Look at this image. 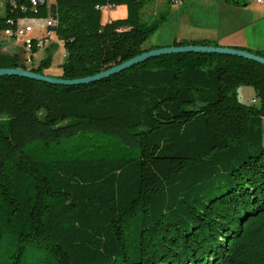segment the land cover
Here are the masks:
<instances>
[{
    "label": "trees",
    "instance_id": "16d2710c",
    "mask_svg": "<svg viewBox=\"0 0 264 264\" xmlns=\"http://www.w3.org/2000/svg\"><path fill=\"white\" fill-rule=\"evenodd\" d=\"M147 1L5 0L0 32L51 18L60 77L85 78L151 50L167 17L144 21ZM122 5L125 18L102 23ZM191 44L215 45L174 43ZM50 64L28 68L0 40V68ZM8 237L7 264H25L29 245L58 264H264V65L177 53L82 85L0 77V254Z\"/></svg>",
    "mask_w": 264,
    "mask_h": 264
},
{
    "label": "rangeland",
    "instance_id": "374dc122",
    "mask_svg": "<svg viewBox=\"0 0 264 264\" xmlns=\"http://www.w3.org/2000/svg\"><path fill=\"white\" fill-rule=\"evenodd\" d=\"M184 4V5H183ZM179 6H174L168 0H148L144 9V21L153 22L167 17L161 27L154 32L144 48L156 49L172 46L173 39L178 37L180 33H192L194 30H200L199 16H194L192 24L187 20L188 16L184 17L178 9L191 8V5L185 1ZM127 16V7L122 5L118 8L106 7L102 11V23H108L111 20L125 18ZM34 26V31L31 34L34 38L46 37L45 45L34 53L33 61L30 55L25 52L22 42L19 40H9L8 37L0 34V40L4 44V48L11 52H16L19 55L20 61L26 67H37L43 60L51 56V64L43 70L44 75L51 77H60L62 75V64L65 61V48L63 42L53 33H48V30H40L39 24L43 19L26 18ZM239 100L247 105L259 104L255 91L250 86H241L237 89ZM16 249V240L13 237H8L3 243L0 256V264L9 262V254ZM25 264H58L53 255L45 249H38L33 245H29L26 254L24 255Z\"/></svg>",
    "mask_w": 264,
    "mask_h": 264
},
{
    "label": "crops",
    "instance_id": "0c3cea01",
    "mask_svg": "<svg viewBox=\"0 0 264 264\" xmlns=\"http://www.w3.org/2000/svg\"><path fill=\"white\" fill-rule=\"evenodd\" d=\"M186 1L191 8L178 9V12L188 16L190 24L195 22L191 20L194 16H199L200 30L180 33L173 44L206 40L223 47L264 52V2L247 0L246 5H233L227 0ZM38 27L41 29V23Z\"/></svg>",
    "mask_w": 264,
    "mask_h": 264
},
{
    "label": "water",
    "instance_id": "95a60500",
    "mask_svg": "<svg viewBox=\"0 0 264 264\" xmlns=\"http://www.w3.org/2000/svg\"><path fill=\"white\" fill-rule=\"evenodd\" d=\"M177 53H210V54L232 55L264 65V56L258 55L249 50L223 47L219 45L191 44V45H182V46L172 45L168 47L147 50L130 60L122 62L119 65L112 66L101 73H98L93 76H88L85 78L70 80L61 77H51L22 67L0 68V77L19 76L32 80L46 82L53 85H65V86L82 85V84H89L91 82L99 81L101 79L108 78L115 74H119L127 69H130L132 66L138 65L151 58H156L162 55L177 54Z\"/></svg>",
    "mask_w": 264,
    "mask_h": 264
},
{
    "label": "built area",
    "instance_id": "2783aa9c",
    "mask_svg": "<svg viewBox=\"0 0 264 264\" xmlns=\"http://www.w3.org/2000/svg\"><path fill=\"white\" fill-rule=\"evenodd\" d=\"M4 1L0 0V13L2 12V8L4 7ZM171 4L174 6H179L183 4L186 0H169ZM256 3H263L264 0H254ZM52 3V0H31V6L33 8L40 6V5H46L50 6ZM7 22L9 23L8 27L5 28L0 32V34H3L4 36L8 37L9 40H19L22 42V45L25 49V52L27 55L29 54L30 57L32 55L33 47L41 48L45 45L46 37L42 38H34L31 36V34L34 31V26L31 22H28L26 18H21L18 20L8 19ZM41 29L45 30L53 26L55 22L51 18L43 19L41 22ZM48 33H50L48 31ZM30 60V59H27Z\"/></svg>",
    "mask_w": 264,
    "mask_h": 264
}]
</instances>
